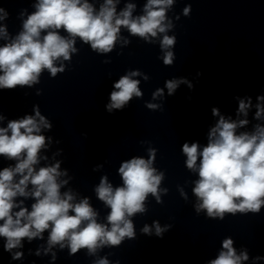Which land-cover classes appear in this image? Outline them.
Here are the masks:
<instances>
[{
  "label": "clouds",
  "instance_id": "9594fccd",
  "mask_svg": "<svg viewBox=\"0 0 264 264\" xmlns=\"http://www.w3.org/2000/svg\"><path fill=\"white\" fill-rule=\"evenodd\" d=\"M173 0H148L144 6V15L132 17L134 4H127L119 14L116 12L114 0H105L96 12L88 0H39L34 5L36 11L23 20V30L3 47H0V89H14L17 86H32L37 83L43 70L47 69L52 77L63 72V66H55L61 58L70 60L71 53L76 52L75 38L90 44L94 51L108 53L113 50L119 38L121 28H126L132 35L148 39L163 33L170 25H165L166 10ZM190 7L184 9L187 15ZM8 12L0 7V21L8 18ZM20 16H24L21 11ZM63 29L71 39L60 35ZM45 34L41 36V33ZM0 36L7 38V26L0 25ZM175 37L165 35L162 48L174 45ZM163 62L173 63V52H166ZM139 75L132 72L121 77L110 94V103L106 106L122 109L133 96L142 95L138 80L131 79ZM147 79V77H145ZM184 79L166 82L168 94L172 95ZM189 87H192L189 84ZM158 90L156 95H161ZM240 100L238 114L247 116L251 106V97ZM256 118L264 114V94L256 97ZM155 109L157 105L148 104ZM212 115L218 116L216 126L211 128L208 143L202 150L198 143L191 146L186 142L182 146L183 154L187 157L186 166L196 171L199 159L198 176L193 192L200 203L196 211L205 210L208 217L224 219L225 213H259L264 206V126L256 125L254 133L241 132L238 127H244L248 120H226L217 108H212ZM37 117L39 118L37 120ZM4 117L0 116V120ZM51 129L52 125L35 109V116H25L22 119L10 120L6 127H0V156L15 160L14 167H5L0 171V236L6 240L5 250L21 246V241H29L41 237L49 231L50 246L60 244L67 246L72 254L81 248H87L94 253L104 245L118 246L125 237L134 236V225L129 217L143 212L144 201L149 194L158 196V186L163 174L157 175L151 166L155 150L150 149V158H132L123 162L119 174L123 180L122 187L113 189L107 178L101 179L96 188L98 198L110 209L107 225L98 223L97 213L93 210L87 198L73 203L71 192L61 194L62 185L67 181L58 178L67 173H61L60 164L41 167L39 153L46 146V138L40 134L41 128ZM50 139V138H49ZM19 175L18 182L15 177ZM32 185L33 191L27 188ZM166 191V190H165ZM184 195L183 192H181ZM31 195L35 203L31 211L20 207L15 197ZM21 204L23 201L20 202ZM14 208H19L13 212ZM156 234L161 235L163 229L155 224ZM143 231L149 233L145 226ZM218 258L210 264H241L248 260L246 252L237 255L233 240L226 238L222 242ZM21 253L13 254V259H19ZM261 259L260 257L256 258ZM97 264H108L107 259H100Z\"/></svg>",
  "mask_w": 264,
  "mask_h": 264
}]
</instances>
